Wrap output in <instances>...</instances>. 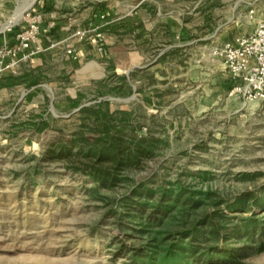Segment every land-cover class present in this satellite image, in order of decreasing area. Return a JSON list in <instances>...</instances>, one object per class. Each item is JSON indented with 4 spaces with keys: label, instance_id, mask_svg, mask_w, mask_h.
I'll list each match as a JSON object with an SVG mask.
<instances>
[{
    "label": "rangeland",
    "instance_id": "obj_1",
    "mask_svg": "<svg viewBox=\"0 0 264 264\" xmlns=\"http://www.w3.org/2000/svg\"><path fill=\"white\" fill-rule=\"evenodd\" d=\"M30 1L0 0V47L15 44L33 6L48 31L58 21L81 19L84 28L97 20L116 24L133 7L155 2L165 13H183L189 28L185 38L171 42L157 26L152 41L134 45V29L118 23L114 51H95L85 41L82 52L74 44L67 48H76L78 59L67 49L46 50L4 73L0 264H148L146 257H161L153 246L159 231L148 225L152 208L141 213L135 206H153L180 189L202 202L194 210L175 208V228L185 225L188 211L194 213L188 223L204 213L228 217L224 238L203 243L200 256L182 264H264V235H229L247 217L264 223V207L257 205L264 196V100L245 102L234 92L214 54L225 43L215 34L220 0H35L18 22H10ZM55 35L51 40H60ZM40 39L46 48L48 40ZM84 107L98 117L90 119ZM105 131L122 137L125 148L152 149L135 166L118 169L114 186H97L87 172L89 158L64 154L67 147H90ZM198 191L211 192V198ZM245 192L257 199L246 211L233 210ZM169 239V246L179 240Z\"/></svg>",
    "mask_w": 264,
    "mask_h": 264
},
{
    "label": "trees",
    "instance_id": "obj_2",
    "mask_svg": "<svg viewBox=\"0 0 264 264\" xmlns=\"http://www.w3.org/2000/svg\"><path fill=\"white\" fill-rule=\"evenodd\" d=\"M110 25H112V29L116 30L113 26L117 24H109L107 27H110ZM82 111L90 113V119L95 115V110L92 107H84ZM95 116L98 117L97 114ZM104 134L105 137L102 136L95 143L89 145L90 147L88 148L81 145L78 151H74L73 147H67L64 150L65 153L62 150L60 152L66 156L89 158L92 163L89 164L87 172L97 183V186H114L118 182V171L120 169H129L135 166L143 156L146 154L150 155L152 149L141 146V144L125 148L122 144V137H111L107 135V131ZM141 192H143L142 189ZM146 193L148 196H151L152 190L146 189ZM197 193L203 194L199 191ZM211 195V192L203 194L204 198H211ZM251 197L252 193L250 192L239 195L232 209L248 210L250 200L255 201L257 199V196L253 197V199ZM257 200V205L264 207V196ZM201 202V196L195 195L187 189H180L175 194L168 193L161 197L158 203L153 206L149 205V203H136L138 204L136 206L131 203L141 213L148 210L150 206L152 210H149L148 225L151 229L158 227L159 232L153 235V241L155 242L153 246L156 248L154 252L161 255V257L160 259L152 256L146 257L148 258V264H173V262L182 264L188 258L192 260L197 259L201 254L200 249L203 243L205 244L211 240L218 241L224 238V232L226 231L224 223L228 217L218 212L213 214L204 213L188 223V217L194 214L188 211L190 215L187 217V214H184L182 217L187 220L183 221L185 225H181L179 228L172 226L175 219V208L181 207V209L189 208V210H194L199 207ZM241 226L242 229L235 226L229 232V235L239 236L240 234H247L251 237L260 234L264 235V223L256 216L243 219ZM175 235H178L179 240L169 246V238Z\"/></svg>",
    "mask_w": 264,
    "mask_h": 264
},
{
    "label": "crops",
    "instance_id": "obj_3",
    "mask_svg": "<svg viewBox=\"0 0 264 264\" xmlns=\"http://www.w3.org/2000/svg\"><path fill=\"white\" fill-rule=\"evenodd\" d=\"M220 2L222 3L220 10V24L215 28L216 39L219 42L224 43L227 41H234L241 36L250 34L255 30L257 24L261 20H264V0H220ZM161 3L155 2V5H152V3H141L139 8L133 7L130 13L124 16V20L118 22L119 24H124L126 28L131 27L134 29L135 39L133 38L131 40L134 45L140 42H142V44H148L152 41L155 37L154 35L157 31V26H161L165 29V32L170 36L171 42H176L177 39L186 37L185 35L187 34L189 25L185 22V15L183 13L177 15L165 13L162 9ZM102 16L103 15L100 17L102 18ZM96 22L98 26H101L103 37L100 40L94 38L90 47L95 51L101 52L102 50H99V45L103 44V49L107 46H111L112 48L110 49L114 51L113 45H116V43L120 41V37L117 34L112 33V25L103 28L105 24H112V20L106 22H104V20H97ZM74 23L75 22H69L66 25H62L63 23L58 21V23H55L54 27L50 28L49 31H44L46 28H43V33L40 38L42 37L44 40H48V43L46 44L47 47L43 49L40 43L42 39H39L38 45L42 51L29 59L21 60L15 68H19L21 64L26 62L33 63L34 60L46 50H50L51 52L58 50L65 51L71 46V44H74L76 48L82 47L83 42H80L77 39L69 40L74 33H71V31H74L72 30V25ZM75 24L79 25L78 29L84 28L81 27V19ZM89 24L91 25L93 22H90ZM55 33H58V35H55L56 38L61 37L60 40H51L50 36ZM10 35L12 34H9V36ZM139 38L141 41H138ZM82 51L83 49L80 48V52ZM129 53L131 54L132 52L130 51ZM77 54L80 55L78 51Z\"/></svg>",
    "mask_w": 264,
    "mask_h": 264
},
{
    "label": "built area",
    "instance_id": "obj_4",
    "mask_svg": "<svg viewBox=\"0 0 264 264\" xmlns=\"http://www.w3.org/2000/svg\"><path fill=\"white\" fill-rule=\"evenodd\" d=\"M42 23V13L33 6L27 13L25 24L16 34L15 44L5 43L0 47V80L8 69L17 66L21 60L42 51L38 45L43 33ZM72 37L80 42H93L94 38L100 40L103 33L101 26L91 24L88 28L77 29ZM99 50H103V44L99 45ZM66 53L73 59L79 58L75 48L67 49ZM214 54L222 61L234 82V92L245 102L264 100V20L257 24L252 33L217 47Z\"/></svg>",
    "mask_w": 264,
    "mask_h": 264
},
{
    "label": "bare ground",
    "instance_id": "obj_5",
    "mask_svg": "<svg viewBox=\"0 0 264 264\" xmlns=\"http://www.w3.org/2000/svg\"><path fill=\"white\" fill-rule=\"evenodd\" d=\"M34 2H35V0H31L29 6L27 8L26 7L20 8L16 12L15 16L11 19L10 22H15V23L18 22L23 17L25 10L28 9V8H31L32 5L34 4Z\"/></svg>",
    "mask_w": 264,
    "mask_h": 264
},
{
    "label": "water",
    "instance_id": "obj_6",
    "mask_svg": "<svg viewBox=\"0 0 264 264\" xmlns=\"http://www.w3.org/2000/svg\"><path fill=\"white\" fill-rule=\"evenodd\" d=\"M81 108V107H80ZM80 108H78L77 110H79Z\"/></svg>",
    "mask_w": 264,
    "mask_h": 264
}]
</instances>
